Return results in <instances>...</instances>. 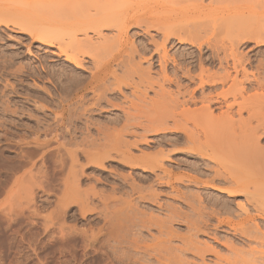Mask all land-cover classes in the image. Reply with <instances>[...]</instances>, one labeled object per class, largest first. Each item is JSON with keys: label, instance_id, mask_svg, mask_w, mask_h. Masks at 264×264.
<instances>
[{"label": "bare ground", "instance_id": "1", "mask_svg": "<svg viewBox=\"0 0 264 264\" xmlns=\"http://www.w3.org/2000/svg\"><path fill=\"white\" fill-rule=\"evenodd\" d=\"M15 1L20 0H0L1 13L11 16V20L0 18V27L15 30L27 36L30 42L56 49L51 55L63 57L64 63L74 67L71 71L65 64L61 71H56L44 64L27 65L15 68L14 72L16 77H19L18 73L40 79L43 73L53 77L58 92L57 99L48 100L47 106L40 107L44 109L42 113L38 111L41 120L34 119L37 128L43 125V131L52 136L46 134L50 138L45 136L43 141L34 139L27 155L47 158L51 163L54 161L50 157L56 155L53 164L58 170L53 172L61 182V189L53 195L60 196L58 208L61 214L58 211L60 216L57 213L56 218L60 222L59 230H64L69 206L76 204L82 219L89 220L97 211L103 228H107L106 234L108 230L115 231L117 237L114 239L111 234V237L107 235L116 239L113 244L118 247L112 254L114 264H189L182 258L184 254L198 257L200 264L207 263H204V257L209 254L215 258L211 264H264V260L241 259L243 252L237 250L236 253V244H232L235 241L230 242L236 239L249 245L258 240L259 234L264 235L259 227H264V0H209L206 7L202 5L203 0H187L193 10L188 13H197V18L194 14L189 18V14V20L183 16L184 20H178L168 14L171 22L166 13L167 18H163L166 9L162 8L163 13L156 12L160 4L158 8L151 6L157 4L156 0H142L139 5L125 0H34V7L27 5L26 9L18 11L8 9ZM177 1L180 0H166L170 4ZM170 8L173 11L177 5ZM89 9H94L95 14ZM183 10L186 12L189 8H183L182 15ZM201 15H210L211 19L207 16L202 19ZM132 29H138L140 34L133 33V37L140 39L131 47L129 45L131 52L126 54L127 58L120 52L106 57L112 53L106 51L111 45L121 49L123 44H128ZM110 30H116L111 38L104 34ZM203 32L208 35L215 32L211 36L232 39L228 38L226 43L214 36L216 41H212V37L207 33L202 35ZM157 37L160 41H156ZM177 45L178 51L173 50L171 54L167 50ZM187 46L197 48L199 54L194 57L192 51H186ZM27 53L34 56L29 49ZM84 63L90 67L84 68ZM156 63L159 73L153 78L151 74ZM83 68L89 74L88 78L81 76L82 71L81 75L77 72ZM121 70H124V77L119 73ZM134 73L138 74L143 89H139L131 78ZM125 77L135 83L132 84L131 79L125 82ZM165 85H173L176 94L171 93L170 88L165 90ZM154 86L159 88L158 92L154 93ZM127 88L133 90H129V94L135 96L139 104L142 102L143 108L139 104L140 107L135 106L134 99L125 98ZM150 90L154 93L153 99H148ZM90 93L95 98L87 97L93 101L90 104L88 101L85 106L83 98ZM121 98L133 104L127 102L131 105L127 107V100L120 104ZM101 105L108 106L113 112L97 116L98 110L107 113ZM76 133L79 136L76 137ZM64 136L68 137L67 142L61 143ZM29 162L33 165L31 160ZM182 169L192 174L181 173ZM86 170L99 177H89ZM38 172L37 175H42ZM29 173L32 174V170ZM101 177H113L116 186L113 185L111 191L121 193L126 199L123 209L109 210L98 193L93 194L98 196V206L94 208L87 201L73 199L81 184L93 178L98 185L104 180ZM45 178L48 179L47 175ZM167 189L171 193L166 192ZM182 190L189 194L195 192L188 196ZM201 191L207 192L201 194ZM201 195H205L204 199ZM241 195L243 203L237 201ZM162 197L180 202L189 212H183L181 206L174 207L168 201L162 203ZM140 204L149 211L165 212V218L139 211ZM247 208L255 214L250 215ZM237 210L245 215L237 223L228 217L221 218V214L235 217ZM255 219L260 224L258 220L256 224ZM173 223L176 227L185 224L187 228V240L183 239L186 241H182L175 252L172 249L174 254L179 251L182 257L179 254L170 257L169 236ZM249 224L252 226H247ZM221 227H226L229 232L222 233ZM152 229L156 230V236L164 239L158 241L150 235ZM144 230L151 237L150 244L140 238ZM130 231H135V235ZM129 232L133 238L128 237ZM117 233L122 234L118 237ZM201 237L209 240L199 241ZM221 239L226 240L221 242ZM122 244L128 247L123 248ZM213 244L227 249L232 256H220Z\"/></svg>", "mask_w": 264, "mask_h": 264}, {"label": "rangeland", "instance_id": "2", "mask_svg": "<svg viewBox=\"0 0 264 264\" xmlns=\"http://www.w3.org/2000/svg\"><path fill=\"white\" fill-rule=\"evenodd\" d=\"M20 1L26 2V0H20ZM20 1H15L16 3L14 2L13 4H10V7H8V9L9 8L12 10L16 9L18 11V10L26 9L27 5H29L28 8L34 7L36 5L34 0H29V3L27 2L28 4L25 2L21 3ZM125 1H127V2L130 1L129 3H134V4L139 5L140 4L139 2L142 0H125ZM136 1H137V3H136ZM181 1H183V0H180V1L174 2L173 4H170L169 2L167 3L166 0H165L166 3L163 0H161V1L156 0L157 4L151 5V6L157 7V5L160 4L159 5L160 7L158 6L159 8L157 7L158 9H155L156 12L157 13H163L164 12L163 9L164 10L166 9L167 12L165 10L164 15H165V13L167 16H168V14H171V15L173 14L172 15L173 19L184 20L183 18H187L186 20H189V18L194 17V15H195L194 18H197V16H198L197 13L196 14L194 12L191 13L193 11L192 9H190L191 6H189L191 2L190 1L188 2L187 0H185L186 3H184L185 1H183V2H181ZM208 1L209 0H207V1L203 0L202 5H205L204 7H206V3H207V6H208L210 4V1H209V3H208ZM160 2L163 3L165 8L162 7L163 5ZM176 5H177V8L173 9V11H172L171 10L172 8H170V7L171 6L176 7ZM166 6H168V9ZM87 7H89V6H87ZM179 7H180L181 11L179 10ZM187 7L189 8V10L186 12L183 10L185 15L184 14L182 15V13H183L182 9L183 8L185 9ZM85 8H86V6H85ZM90 8H91V6H90ZM83 10H82V12H83ZM155 10H154V13H155ZM84 11L86 12V10H84ZM90 11H91V14L92 13L95 14L94 9H91ZM189 11H191V12L188 13ZM178 12L181 15H179ZM152 13H153V10H152ZM189 14H190V16L188 18L187 15H189ZM166 15L163 18H165V17L167 18ZM171 15L168 16V18L170 17L169 18L170 22L172 20ZM176 16H179V17H176ZM181 16H183V18ZM205 16H207V15H205ZM205 16L201 15L199 17H202V19H206V18L210 17V15H209V17L207 16L206 18H204ZM0 18L5 19V20H11V16L9 14L1 13V11H0ZM209 19H211V18H209ZM216 19H219V18H216ZM115 31L116 30H110V31L104 32V34L106 36H108L109 38H111V37H113L112 35L114 33H116ZM208 32H205V34L207 33V36L212 37V39H213L215 35L211 36V34L212 33L214 34L215 32L209 33V35H208ZM133 33H134V35H136V34L138 35V33L140 34L138 29L130 30V32H129L130 40H129L128 44H126L125 46L123 44V46H121V49L117 48L114 45H111L110 47H108L109 50H106V51H109V53H111V52L112 53L107 54L106 57L107 56L110 57V55H113L115 53L118 54L119 52H120L119 54L121 56L125 57L129 51L131 52V50L129 49V45L131 47L132 44L134 45V43H136L140 39V38H135V36L133 37ZM152 34L155 35L154 32ZM205 34H204V32L202 33V35H205ZM217 34L218 33H216V35ZM91 36H94V35H91ZM215 38H219L218 41L221 39L220 41H223V42L226 40L225 41L226 43L229 42V39H232L231 37L229 38L226 36H225V38H226L225 39L224 36H222V35L221 36L219 35L218 37L215 36ZM209 39H211V38H209ZM214 40L216 41V39H213L212 41H214ZM156 41H160L158 37H157ZM28 49L30 51H32V53H34L33 54L34 56L28 55V53H27ZM185 49L187 52L189 51L188 53H190L192 51L194 57L197 56V54H199V52H197L198 51L197 48L195 49L193 47L187 46V48L185 47ZM167 50H170L171 54H172L173 50L178 51V45L176 46V48L168 47ZM51 51H56V49L49 48L47 46L46 47L42 46V45L38 44L37 42H33V41L30 42V40L27 38V36H24L15 30H11V29L9 30L7 28L0 27V264H114L112 262V260H113L112 254L114 253V251L118 247L116 246L117 245L116 243H115L116 245L113 244L116 241V239L115 240H113V239H114V236L115 237H117V236L115 235V231H113L114 235H112L113 233L110 232L112 229L108 230L107 233L108 232L109 233L106 234L105 229L107 230V228H106V226H105V228H103L104 223H103V221L100 220V217L98 216L97 211L92 213V215H90L89 220L82 219L81 215L77 212L76 204H72L69 206V209L66 211L67 217L64 219V222L66 224V225L64 224V226H63L64 230H59L60 222L57 221L56 218L58 217L57 215L59 214L58 211H60V209L58 208L60 196L54 197V195H57V193L55 194L57 189H59V190L61 189V182L58 180V177H56V172H57L58 168L54 167L55 166L54 165L55 160H53V158H55L54 157L55 154L52 155L53 157H50V158H52L51 161H54L52 163L47 161L46 160L47 158L44 160V159H41L40 157H39L40 159L37 158L36 157L37 155H35L34 157L29 156L30 158L32 157V159L34 158L32 160V159H29V157L27 155L29 153L30 149L33 147L32 141L34 139L40 138L39 140L43 141V140H45L46 134H48L50 136L48 131H45L47 133H45L43 131L44 130L43 125H41L37 128L35 126V124L37 121L36 119L41 120V118H42L40 113H42V110H44V109L41 110L40 107L41 106H43V107L47 106L48 105L47 103H49L48 100L51 101L52 99H57L56 93L58 94V92H57V90H55L56 87L54 84L55 82H54L53 77H50V76L48 77V75H46L47 79H48L47 80L44 73H43L42 79L32 78L33 76L32 77L31 76H27V77L22 76L23 74H21V73L16 74V75H19V77L18 76L16 77L14 72L18 67H21V66L24 67L27 65H31L32 67H38L40 64L41 65L44 64V66H47V67L50 66V67L54 68V70H56V71L57 70L61 71L63 69L62 67L65 64H66V66H68L69 69H71V71H72V69H74V67L72 65L64 63L63 57L51 55ZM170 51H168V52H170ZM175 51L173 53H175ZM241 51H245V50L241 49ZM104 52H105V50L103 51V54H104ZM130 52H129V54H130ZM192 53H191V55H192ZM194 54H196V55H194ZM37 57H40L41 60H40V58L38 60ZM125 58H127V56ZM125 58H122V59H125ZM3 64H5V65H3ZM84 64H85L84 68L87 69L90 67L88 64H86V63H84ZM124 65L126 66L128 64H124ZM143 65L145 66V68L147 67L146 64H143ZM154 65H155L153 67L154 70L152 69V71H154V72H152V74H151L152 77L153 76L155 77L159 73V67L157 66V63ZM126 67H131V65L126 66ZM68 68L66 69L67 71H69ZM168 68H169L168 71L170 74L171 66L169 65ZM86 69L78 70L77 72L80 73L82 71L83 74L80 73L79 75L82 74L81 75L82 77H85V76L87 77L89 74L85 72ZM132 69H133V67H132ZM124 70H121L119 72V73H121V75L123 77H124V75L122 74V71H124ZM136 71H134V72H136ZM137 73H134L135 77L132 74L131 78L134 79V81L136 82V85H138V88L141 89L142 84H141V82H139V77H138ZM130 79L126 78L125 82L126 81L129 82ZM131 82H132V84L135 83L132 81V79H131ZM165 86H167V85H165ZM165 86H164L165 90H169V88H170V92L171 93L173 92L174 94H176L175 93L176 88L173 85L169 86V87L167 86L168 88ZM157 88L158 87H156V86L153 87L154 90L153 89L152 90L154 91V93L158 92L159 88L158 89ZM174 88H175V90H173ZM142 89H143V87H142ZM156 89H157V91H155ZM129 90L131 92L133 91L131 88H129V89L127 88V90H124L125 94L127 95V97H125V98H127L129 100L132 98V100H130V101H133V99H134L133 102H134L135 106H138L137 104H139L140 102H138L137 99H135V96H132V94H129L130 93ZM148 92H151V90ZM154 93L153 92L147 93V96L149 97V98L148 97L147 98L148 99L155 98ZM91 94L92 93L84 96L83 100L85 99L84 100L85 106H86V104L88 105V101L90 104V103H92L91 102L92 98H95V95L91 96ZM81 96H83V94ZM90 96L92 97L91 100L87 98ZM128 97H130V98H128ZM127 99H124V100L126 101ZM124 100L122 99L121 101H119V103L121 104V102L122 103L125 102ZM129 100H127L126 103L127 102L130 103ZM133 102L130 104L132 105ZM117 103H118V101H117ZM129 103L126 104L127 107L129 106L128 105ZM139 105L142 106V108H143L142 102ZM103 106H104V108H106L107 113H102V111L98 110V111H96L97 116H99V115L100 116H104V115L106 116V115H109L110 112H113L111 110V108H110V110L108 109V106H105V105H103ZM103 106L101 105V107H103ZM140 106H138V107H140ZM134 107L133 108L131 107V112L134 110ZM138 107H135V108H138ZM52 109L55 111H58V108L52 107ZM137 110L140 111L141 109L138 108ZM137 110H136V112H137ZM170 110H172V108ZM96 112L93 114L96 115ZM98 112H101L102 114L101 113L98 114ZM132 113L135 114V110ZM97 116H95V117L97 118ZM244 116H246V114ZM38 129H39V131H38ZM59 132L60 131L58 130V135H60V133H61V132L60 133ZM52 134L54 135V133H52ZM48 135L46 136L47 137L46 139H49L52 136L51 135L50 137H48ZM77 136H79V133H76V137ZM64 137H63L64 139L61 138L63 141L60 139L61 143H64V141H65V143L67 142L68 137L67 136H64ZM65 145H67V144H65ZM53 146H55V144ZM53 146H51V148H52L51 150L55 151V147L53 148ZM29 147H31V148H29ZM27 157H28V159H27ZM50 158L48 160H50ZM30 160H31V164H33V165H30V162H29ZM38 160H40L41 162ZM33 161H35L34 162L35 165H34V163H32ZM42 161H45V162L43 163ZM42 163L45 164V166L42 165ZM39 165H42V166H39ZM38 167L39 168L41 167V169L38 170L39 169ZM35 168H37V169H35ZM42 168L44 170H42ZM31 170H32V174L29 173V172H31ZM55 170H56V172H53ZM171 170H173V169H171ZM37 171H39L42 174L40 176H42L43 178H45V175H47L48 179L41 178L39 175L36 174ZM188 171L189 170L186 171V169H182L181 173H184V174L189 173L188 175L192 174L190 171L189 172ZM125 173H127V172H125ZM33 174L37 179L36 178L32 179V177H34ZM86 175H88L89 177H99L97 174L94 175L91 171H88V170H86ZM30 176H32V177H30ZM113 177H111L112 179L110 177H103V178L101 177L104 180L102 183H100L98 185H95L93 178H92V181L84 182L83 184H81V186L79 188L80 190L77 193H75L74 198L73 197L72 198L76 202L87 201V202L91 203L90 207L94 208V207L98 206V203H97L98 196H94L93 194L98 193L101 195L102 200L108 204V206H109L108 208H110L109 210L115 211V210L123 209L125 207L124 201L126 199L123 197V195L121 196V193H114L111 191V187L113 185L116 186V183L112 182ZM114 178H116V177H114ZM108 181H110V182H108ZM53 189H55V190H53ZM44 190H45V192H44ZM51 190H53V193H51L52 192ZM169 190L167 189L165 191L166 192L168 191L171 193V190L170 191ZM59 192H61V191H59ZM183 192L186 193L187 191L184 190ZM194 192H195V190H194ZM206 192L203 191L201 194H205ZM191 193H192V191H191ZM191 193L189 194V192H187V194H189L188 196H190ZM50 194H52L51 195L52 197L50 196V198L48 199ZM202 196L204 199L205 195H201V197ZM161 200L162 201L164 200L163 202L161 201L162 203H165L166 201H168V199L165 200V198H163V197ZM169 201H168V203L170 205H173L174 207H177V208L181 206L180 207L181 209L179 208L180 210H182V211L184 210L185 212L188 211V209H187L188 207L186 208L184 205L180 204V202L174 201L172 199L170 200V198H169ZM237 201L239 203L244 202V198L242 197V195H241V198L238 199ZM140 205L141 206H138L139 209L137 207V209L139 211L141 210L145 214L152 212L153 216L157 215V217H159L161 219L165 218V216H164L165 212L161 211V213H160V211H154L155 209L149 211L146 208H144L142 206V204H140ZM247 211H249L250 215L255 214V212L251 208H247ZM237 212H239V213H237ZM237 212L235 211V213H236V214H234L235 217L227 216L226 214L225 215L221 214L222 215L221 218H225V217L227 218L228 217L232 220L233 223H237L238 220H241L242 218L245 217L244 212H243V214L241 211L237 210ZM162 213H164V214H162ZM60 214H61V211H60ZM60 214H59V216H60ZM238 214H240V215H238ZM256 220H258V219H255L254 222L257 224ZM258 222H259V220H258ZM259 224H260V222H259ZM184 225L185 224H182L180 227H176V224L173 223L171 226V234L169 236V237H171V247H172L171 248V254L172 255L170 254L171 258L174 257L176 254L177 255L179 254L178 255L179 257L183 256L182 254H181L182 256H180L179 251L178 252L176 251V254H174V252L176 250L175 248L181 247L182 241L187 240L186 238L188 236V233H187V228ZM250 225L252 226V224H249L247 226H250ZM66 227L68 229H65ZM71 227L73 228V230ZM166 227H169V225H166ZM259 227L261 229L260 232L264 234V227H262V226H259ZM74 229H75V231H74ZM82 231H84V234L86 236L83 234ZM220 231L222 233H224V232L228 233L229 232V230L226 227H221ZM121 232L124 233L125 231H121ZM127 232H125V233H127ZM130 232H132V231H130ZM130 232L127 234L128 237L130 236L129 235ZM132 233H134L133 235H135V231H133ZM137 233H139V232H137ZM151 233H153V234H150V235H153V237H157V239H159V238L161 240H162V238L164 239V237L156 236L158 234H157L156 230H154V229L151 230ZM109 234H111V236H113L112 237L113 239L109 238V237H111ZM118 234L119 233H117V235ZM120 234H122V233H120ZM120 234L118 235V237H120ZM107 235H109V237ZM127 235L125 234V237ZM145 235H146V237H145ZM252 235L255 236L254 233ZM131 236H132V234H131ZM141 236H140V238H142V239L145 238L146 240L144 241V240H141L139 238L140 241H142V242L144 241L145 243L147 242L146 244L151 243V237H149L147 235V233H145V230ZM258 236H259L258 240L251 242V243L248 242V243H250L249 245H246L247 242L244 245V241L239 242L236 239H231L230 242L235 241V243L233 242L232 244H236L234 246L236 249V253H238L237 250L238 251L241 250L240 252H243L244 257L242 258L243 254L241 253V255H242L241 259L251 260V261H255V260L261 261V260H264V235L259 234ZM131 238H133V237H131ZM149 239H150V241H149ZM160 239L158 241H161ZM183 239H186V240H183ZM208 240L209 239H207L206 237L205 238L204 237L199 238V241H206L207 242ZM221 240H223V239H221ZM225 240L226 239H224L221 242H224ZM213 245H214L213 247H215L216 250H218V253L220 252L219 253V254H221L220 256H222V257H223V255L224 256L226 255L225 257L232 256L231 253H230L231 255L229 254V251H227V249H225L223 247L221 248V246H219V245L215 246L216 244H213ZM124 246L126 247L127 245H123L122 247L125 248ZM251 248H253V250L250 251V253H249L248 251ZM172 249L173 250L175 249L174 252L172 251ZM240 252H239V254H240ZM132 253L133 252L131 251V254ZM182 258L186 259L185 261L189 262V264H191L192 262H194L192 264H200L201 263L200 259L198 257L196 258V256L192 257L191 255L184 254V256ZM204 258H205L204 263L207 262L206 264L213 263V260L215 259L212 255L210 256V254L205 255ZM238 264H241V263H238Z\"/></svg>", "mask_w": 264, "mask_h": 264}]
</instances>
